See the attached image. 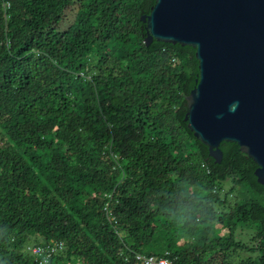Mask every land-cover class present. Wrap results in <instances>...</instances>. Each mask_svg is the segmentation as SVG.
<instances>
[{"label": "trees", "instance_id": "16d2710c", "mask_svg": "<svg viewBox=\"0 0 264 264\" xmlns=\"http://www.w3.org/2000/svg\"><path fill=\"white\" fill-rule=\"evenodd\" d=\"M154 4L0 0V264H40L32 233L64 243L50 264H264L257 164L188 128L195 49L146 45Z\"/></svg>", "mask_w": 264, "mask_h": 264}, {"label": "water", "instance_id": "95a60500", "mask_svg": "<svg viewBox=\"0 0 264 264\" xmlns=\"http://www.w3.org/2000/svg\"><path fill=\"white\" fill-rule=\"evenodd\" d=\"M146 45L155 39L195 49L199 77L185 120L220 163L237 143L264 185V0H155Z\"/></svg>", "mask_w": 264, "mask_h": 264}, {"label": "built area", "instance_id": "2783aa9c", "mask_svg": "<svg viewBox=\"0 0 264 264\" xmlns=\"http://www.w3.org/2000/svg\"><path fill=\"white\" fill-rule=\"evenodd\" d=\"M9 7V3L6 4ZM111 195H106V200L103 206V210L106 213V217L110 221L115 220V216L110 207L109 197ZM118 234L123 237V232H118ZM64 248V243L62 241H51L45 244H30L26 247L28 253L33 255L40 264H50L51 258L53 255L57 254ZM125 260L127 264H172V260L169 257V252H167L163 256H153L147 255L138 252H132L131 255L125 256Z\"/></svg>", "mask_w": 264, "mask_h": 264}, {"label": "rangeland", "instance_id": "374dc122", "mask_svg": "<svg viewBox=\"0 0 264 264\" xmlns=\"http://www.w3.org/2000/svg\"><path fill=\"white\" fill-rule=\"evenodd\" d=\"M71 19H73V13L71 12V10H69L67 12V18L63 22V27L68 26ZM229 187H230V182L226 181L224 183V190H228ZM36 237H38V236L36 234H34V233H32L31 236H29L30 244H34L35 243Z\"/></svg>", "mask_w": 264, "mask_h": 264}]
</instances>
